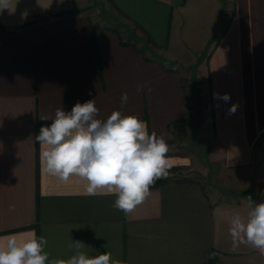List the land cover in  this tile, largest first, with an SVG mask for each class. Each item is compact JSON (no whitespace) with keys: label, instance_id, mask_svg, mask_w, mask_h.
<instances>
[{"label":"crops","instance_id":"1","mask_svg":"<svg viewBox=\"0 0 264 264\" xmlns=\"http://www.w3.org/2000/svg\"><path fill=\"white\" fill-rule=\"evenodd\" d=\"M13 5L0 12V237L35 230L56 259L74 254L73 240L123 264H264L228 235L246 197L264 202V0ZM89 6L122 17L96 25ZM197 71L207 108L192 89ZM93 98L98 118L136 115L170 148L167 180L128 215L115 195L86 196L78 178L41 171V118Z\"/></svg>","mask_w":264,"mask_h":264},{"label":"clouds","instance_id":"2","mask_svg":"<svg viewBox=\"0 0 264 264\" xmlns=\"http://www.w3.org/2000/svg\"><path fill=\"white\" fill-rule=\"evenodd\" d=\"M15 5L13 0H0V12ZM220 98L227 101L230 96L225 93ZM127 100V93H122V104ZM98 116L95 98L77 101L70 111L59 107L54 116H43L41 120L50 123L34 136L40 147L41 171L63 183L78 178L86 196L115 195L113 207L128 215L150 196L157 180L169 176L170 148L162 136L150 134L147 122L136 115L114 110L106 119ZM245 199L246 214L235 212L228 223L232 250L250 246L264 256V202L251 196ZM47 244V238L37 236L35 230L19 238L0 237V264H123L111 252L89 256L83 251L86 245L73 240L68 244L73 255L50 258Z\"/></svg>","mask_w":264,"mask_h":264},{"label":"rangeland","instance_id":"3","mask_svg":"<svg viewBox=\"0 0 264 264\" xmlns=\"http://www.w3.org/2000/svg\"><path fill=\"white\" fill-rule=\"evenodd\" d=\"M104 9L105 11L100 6H89L87 8L89 13H91V15L94 16V19H95L94 23L96 25L98 24V25L108 26L109 24V25L116 26V23L112 22V20L109 17H107V15H110L112 13L118 16L120 15V13L117 12L116 9L110 6L109 7L105 6ZM97 21L100 23H98ZM187 74H189V72H187ZM199 74L200 73L198 71L194 72L195 83H194V86H192V89L196 90V93L200 95L202 103L207 108L209 107V104H210V96L207 93L205 94V91H206L205 87H202V83L203 81H205V79L203 78V76H200ZM188 80H189V76H186V81L188 82Z\"/></svg>","mask_w":264,"mask_h":264},{"label":"trees","instance_id":"4","mask_svg":"<svg viewBox=\"0 0 264 264\" xmlns=\"http://www.w3.org/2000/svg\"><path fill=\"white\" fill-rule=\"evenodd\" d=\"M93 36H94V39L96 40V36L95 34L93 33ZM167 179L166 178H163V179H159L155 182L154 185H158V184H161L163 182H165ZM207 264H214V260L212 258H210L209 262Z\"/></svg>","mask_w":264,"mask_h":264}]
</instances>
